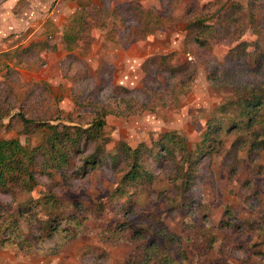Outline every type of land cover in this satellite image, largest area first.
I'll return each instance as SVG.
<instances>
[{"label":"rangeland","instance_id":"obj_1","mask_svg":"<svg viewBox=\"0 0 264 264\" xmlns=\"http://www.w3.org/2000/svg\"><path fill=\"white\" fill-rule=\"evenodd\" d=\"M82 1L89 9L99 4ZM105 2L116 8L133 4L138 10L136 18L123 15L129 31L118 33L119 42L113 43L110 29L95 28L89 51L72 54L61 32L80 11L77 2L0 0V140L17 139L33 148L46 139L40 131L49 129L42 124L57 125L63 132L66 126L87 128L99 114L106 117L101 140L86 143L83 138L80 149L74 150L72 164L79 168L75 178L64 182L58 172L53 179L46 173L32 194L0 191V216L17 211L20 202L36 198L44 189L92 208L115 190L127 170L124 163L90 174L81 170L98 146L113 154L122 144L143 146L144 159L151 161L149 154L153 157L154 150H161L164 135L178 132L195 149L218 108L235 97V82L264 84V0L257 6L250 0ZM152 15L157 22L146 38L128 43L135 27L150 22ZM194 21L207 28L190 27ZM41 41L57 45L58 51L34 49L16 62L3 55ZM21 116L41 123L40 130L35 124L26 129ZM223 140L225 145L202 161L189 193L176 180L177 166L166 156L162 163L150 162L157 176L154 184L130 188L134 194L122 199L131 198L134 208L121 213V222L148 229L149 238H157L156 228L162 226L181 239H194L187 248L191 261L180 256L179 246L162 240L157 260L149 264H161L165 258L174 259L173 264H264V153L253 162L246 150L233 146L234 134ZM184 203L194 205L193 215L187 214ZM103 214L89 219L87 235L57 253L50 252L53 238L47 235L44 238L50 240L34 253L0 247V264H127L129 258L141 256L137 243L114 246L101 239L103 228L117 218L108 207ZM231 214L235 219H228ZM39 217L45 223L44 215ZM22 227L25 235H41L43 228L40 222L29 226L25 221ZM142 245L149 246V241Z\"/></svg>","mask_w":264,"mask_h":264},{"label":"trees","instance_id":"obj_2","mask_svg":"<svg viewBox=\"0 0 264 264\" xmlns=\"http://www.w3.org/2000/svg\"><path fill=\"white\" fill-rule=\"evenodd\" d=\"M100 1L101 5L96 8L89 9L87 6L80 5V11L68 25L64 26L61 35L68 53L74 54L76 51H80L84 54L85 52L82 51L88 50L87 47L91 44V41H88L90 33L95 28L110 29L108 39L113 43H118V33L121 34L123 31L124 36L125 31L130 29L126 24L128 18L123 15L136 18L139 13L133 4L116 8L107 5L105 0ZM250 1L257 6L261 0ZM156 17L152 15V20L144 23L143 26L139 23L135 27L136 31L132 32L134 34H130L128 43L133 44L144 40L145 35L151 32L149 27L154 26V23L157 22ZM201 22L194 21L189 26L201 30L203 27L207 28V24H202L201 27ZM140 28H142V34L138 35ZM208 28V33H211V25H208ZM204 32L206 33V30ZM196 40L201 42V34L196 37ZM239 45L246 50L245 45ZM34 49L40 52H57L58 46L51 45L48 41H41L22 51L3 55L6 59H12L15 62L22 61ZM246 53H248L247 50ZM224 80L230 81V77L224 76ZM234 90L235 97L218 108L213 118L208 122L207 129L202 134V140L195 146V149H191L187 139L178 132H169L164 135L159 143L161 150H154L153 157L149 154L151 161L144 159L147 150H144L143 146L132 149L122 144L119 147V152L115 154L107 152L102 145L98 146L93 154L84 159L81 170L90 174L108 164L116 169L121 163H124L127 170L115 190L104 201L95 204L92 208H88L79 200L66 202L57 193L50 190L39 191L36 198L20 202L17 211L7 212L0 216V247L34 253L38 251L41 243L53 238L51 239L50 252L57 253L71 241L87 235L89 229L86 223L90 218L104 217L103 213L108 207L111 210L114 209L117 218L110 227L103 228L100 234L101 239L114 246L124 242L137 243V252L142 250L141 256L129 258L127 264H149L156 261L159 242L162 240L179 246L180 256H184L186 261H191L190 251L187 248L190 249V244L194 242V239H181L162 226L156 228L157 238H149L150 231L148 229L137 228L121 222V218H119L121 213H131L134 208V204L130 201L131 198L127 200L128 202L122 199L134 194L129 193L130 188L137 189L154 184L157 176L150 169V162L162 163L166 156H170V163L177 166L175 168L176 180L181 181L183 191L189 193L199 177L202 161L213 156L225 145L223 138L226 134L235 135L233 146L237 150H246L251 161L254 162L255 157L264 153V84L249 86L235 82ZM21 119L26 129L35 124L40 130L41 123L27 120L24 116H21ZM41 126L47 127L49 130L48 132L46 129L40 131L46 136V139L39 146L32 148L23 145L17 139L0 140V191L4 194L37 192L41 187V176L46 173L53 179L54 172H58L64 182L75 178L79 168L72 164L71 157L74 150L80 149L84 141L89 143L101 140V131L106 126V117L99 114L98 118L87 128L66 126V130L63 132L58 130L57 125L47 123ZM83 138H85L84 141ZM184 206H187L185 208L187 214L193 215L194 205L184 203ZM100 213L102 214L100 215ZM41 214L46 218L45 223L39 217ZM233 217L235 219V216L231 214L228 219ZM23 221L27 222L29 226H32L34 222H40L43 226L41 233L43 235L32 232L25 235L22 227ZM229 225L236 226L232 222ZM262 227L264 228V225ZM45 235L50 238L45 239ZM144 241H149V246L142 245ZM213 245L214 239L210 242L209 247L212 248ZM173 263L174 259L169 260L168 258L161 262V264Z\"/></svg>","mask_w":264,"mask_h":264},{"label":"crops","instance_id":"obj_3","mask_svg":"<svg viewBox=\"0 0 264 264\" xmlns=\"http://www.w3.org/2000/svg\"><path fill=\"white\" fill-rule=\"evenodd\" d=\"M73 2H77L79 7L78 9H80V5L81 4H84V2L82 0H72ZM101 5V1L99 0V4L97 6H94V7H91V8H96V7H99Z\"/></svg>","mask_w":264,"mask_h":264}]
</instances>
